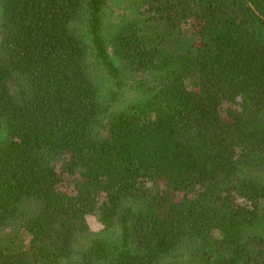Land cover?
Returning a JSON list of instances; mask_svg holds the SVG:
<instances>
[{
  "label": "trees",
  "instance_id": "trees-1",
  "mask_svg": "<svg viewBox=\"0 0 264 264\" xmlns=\"http://www.w3.org/2000/svg\"><path fill=\"white\" fill-rule=\"evenodd\" d=\"M0 264H264V0H0Z\"/></svg>",
  "mask_w": 264,
  "mask_h": 264
},
{
  "label": "rangeland",
  "instance_id": "rangeland-1",
  "mask_svg": "<svg viewBox=\"0 0 264 264\" xmlns=\"http://www.w3.org/2000/svg\"><path fill=\"white\" fill-rule=\"evenodd\" d=\"M89 224H90L91 227H95L96 226L95 222L92 219L89 220Z\"/></svg>",
  "mask_w": 264,
  "mask_h": 264
}]
</instances>
